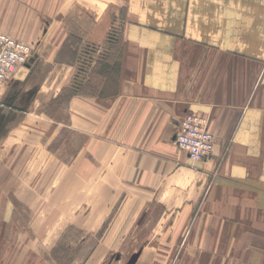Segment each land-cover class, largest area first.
<instances>
[{
    "label": "crops",
    "instance_id": "crops-1",
    "mask_svg": "<svg viewBox=\"0 0 264 264\" xmlns=\"http://www.w3.org/2000/svg\"><path fill=\"white\" fill-rule=\"evenodd\" d=\"M0 32L32 47L0 86L3 149L24 131L13 140L52 149L48 103L93 53L96 90L67 110L93 160L84 179L108 185L99 245L154 247L139 264H264V0H0ZM189 114L215 139L200 162L175 143ZM15 159L0 183L16 181ZM10 229L0 222V245Z\"/></svg>",
    "mask_w": 264,
    "mask_h": 264
},
{
    "label": "rangeland",
    "instance_id": "rangeland-1",
    "mask_svg": "<svg viewBox=\"0 0 264 264\" xmlns=\"http://www.w3.org/2000/svg\"><path fill=\"white\" fill-rule=\"evenodd\" d=\"M73 43L75 46L79 44L77 40ZM28 46L31 57L21 67L32 61V47ZM89 50L85 49L83 60L82 56L79 58L74 80L46 108L54 116L59 131L52 149L29 148V144L19 142L28 136L27 131L10 136V146L13 148H0V173L6 169L3 162L13 157L18 162L21 158V164L15 163L9 167L16 181L0 183V193L8 190L7 193L11 195L0 196V222H11L10 231L6 230L9 239L5 237V245H0V255L8 254L10 261L1 260L0 264H137L142 254L153 253L154 247L146 245H99V238L104 232L101 231L100 235L98 230L99 202L105 199L108 185L84 179V175H88L94 167L93 160H87L86 165H82L80 147L84 135L69 128L67 110L73 96L96 90L94 81L89 77L94 59ZM66 75L65 72L62 78ZM34 124V119H27V127ZM10 128L12 130L14 127ZM1 130L2 127L0 138L4 135ZM19 135L20 139L17 137L13 140L14 136ZM28 140L33 139L29 137ZM20 145L23 148H14ZM2 232L0 230V234ZM128 232L120 231L116 241H120Z\"/></svg>",
    "mask_w": 264,
    "mask_h": 264
},
{
    "label": "built area",
    "instance_id": "built-area-1",
    "mask_svg": "<svg viewBox=\"0 0 264 264\" xmlns=\"http://www.w3.org/2000/svg\"><path fill=\"white\" fill-rule=\"evenodd\" d=\"M30 57L31 48L27 44L0 33V85L11 78ZM214 140L208 120L189 114L180 123L175 143L179 149L188 153L193 162H200L212 154Z\"/></svg>",
    "mask_w": 264,
    "mask_h": 264
}]
</instances>
